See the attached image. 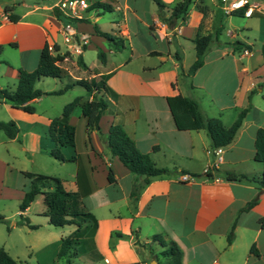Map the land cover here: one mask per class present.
Wrapping results in <instances>:
<instances>
[{
	"label": "crops",
	"instance_id": "0c3cea01",
	"mask_svg": "<svg viewBox=\"0 0 264 264\" xmlns=\"http://www.w3.org/2000/svg\"><path fill=\"white\" fill-rule=\"evenodd\" d=\"M98 1L111 5V9H92ZM163 1L172 7L178 0ZM201 1L193 0L185 23L164 28L156 25L162 20L151 0H92L84 18L72 23L77 33L75 42L66 41L65 22L54 13L56 0H36L32 8L25 2L22 13L9 3L2 5L1 10L8 5L20 19L0 24L1 87L16 88L19 69L35 70L49 44L53 54L67 58L59 65L68 73L69 82L104 77L110 88L99 130L88 133L80 106L71 114L69 124L76 129V145L61 148L66 161L50 155L56 145L48 128L66 104L79 96L93 99L97 93H84L73 86L62 94L43 95L30 102L34 113L0 103V122L12 120L19 128L14 139L4 131L5 136L0 135V147H5V153L0 151V201L15 207L10 215L0 209V216L4 221L15 218L13 228L18 227L24 237L39 231V243L54 245V254L42 264L58 262L62 240L75 227L65 235L68 230L59 231L49 223L47 214L55 193L48 188L42 189L23 212L37 227L19 222V206L30 185L23 172L58 177L67 190L84 193L97 225L88 229L86 238L91 242L71 258L70 264L74 259L76 264H166L168 257L152 239L154 235L178 245L182 264H264V192L245 210L258 193V183L228 181L217 174L219 179L207 178L205 170L214 159L207 131L180 130L168 103L171 96L189 97L197 102L204 118H220L226 127L247 109L234 140L223 147V163L218 170L256 176L263 173L264 165L256 160V135L264 129V0L250 1L257 5L251 16L239 12L225 15L220 0H204L205 14L199 8ZM101 12H114V16L102 22ZM216 20L219 23L214 31ZM95 24L121 38L122 47L116 48L96 33ZM199 32L219 33L218 40L210 44L203 66L184 76L196 60L194 40ZM237 40L251 45L252 50L245 53L235 49L232 43ZM55 45L58 52L53 49ZM100 51L105 61L99 58ZM47 78L40 79L36 88L53 92L68 83L61 78L48 82ZM233 82L235 89L226 90ZM112 124L122 125L138 148L150 153L156 165L166 170L152 178L136 197L134 187L144 176L131 172L112 154L105 140ZM14 143L19 145L17 151ZM183 171L199 176L183 183L179 181ZM3 205L7 207V203ZM137 238L147 246L138 244ZM7 251L28 264L19 252Z\"/></svg>",
	"mask_w": 264,
	"mask_h": 264
},
{
	"label": "trees",
	"instance_id": "16d2710c",
	"mask_svg": "<svg viewBox=\"0 0 264 264\" xmlns=\"http://www.w3.org/2000/svg\"><path fill=\"white\" fill-rule=\"evenodd\" d=\"M151 1L157 5L158 13L161 19L168 25L169 28L177 26L179 21H181L182 24L185 23L189 8L193 3V0H178L172 7H169L163 0ZM203 1L204 0L199 3V8L206 14L207 8L202 5ZM4 9L8 13L10 20L18 21L20 19V16L13 14L12 9L9 8L8 5H6ZM92 9L109 11L111 9V5L98 1L92 5ZM168 11L169 14H167ZM54 13L64 22L79 21L76 18L64 16L57 8H54ZM238 14L242 15L241 12ZM234 15L237 14L235 13ZM94 28L95 32L105 37L111 45L116 48L122 47L121 38L116 37L109 32L102 31L97 24L94 25ZM218 35L219 33L212 36L199 32L194 40L196 60L190 67L187 74H183L184 76L193 75L200 67L203 66L205 54L210 44L213 41L218 40ZM232 45L235 49L252 50L251 45H248L240 40L233 42ZM1 49L2 46L0 45V50ZM53 49L57 52L59 51L57 45H55ZM98 56L102 61H105V54L102 51L98 53ZM63 59L64 56L60 54H53L50 45L46 44L42 50L39 65L35 70L28 71L22 68L19 69V79L16 88L12 89L0 86V103H9L13 107L21 108L28 113L35 112V107L30 103L32 100L40 98L43 95L62 94L73 86H81L90 93H97L94 95L93 99L84 98L82 96L76 97L73 101L66 104L61 116L52 120L48 128V133L56 147L50 151V155L59 161H66L61 149L62 147H75L76 145V129L74 126L69 124V119L73 111L78 106L82 108V114L86 119L88 133L94 130H99L101 116L108 107V99L106 95L110 93V88L106 84V79L104 77L100 79L93 78L74 80L68 82L61 89L53 92H44L36 88V83L42 78L52 77L60 79L69 76L68 73L59 65ZM79 63L84 66L81 58L79 59ZM101 93L103 95L99 96L98 94ZM168 103L176 126L180 130H206L211 139L213 149L226 147L232 143L247 113V109H243L240 111L236 121L230 127H226L220 118H204L199 111L197 102L189 97L181 94L171 96L168 97ZM0 131H4L9 139H14L19 133V128L15 121H1ZM105 140L111 148L112 154L118 156L124 166H126L131 172L139 176H144L143 181L140 184H136L134 187V197L138 196L140 190L149 184L152 178L166 172L165 169L159 168L156 165L150 153L143 152L138 148L134 139L127 133L122 125L112 124L109 128L108 134L105 136ZM256 149V160L260 161L264 165L263 128H260L257 131ZM183 173L186 172L183 171ZM23 174L30 180V185L19 206V209L22 212L19 222L29 226L30 228H36L37 226L32 225L29 218L23 215V212L31 205L42 189H52L55 193V197L50 203V211L47 214L49 223L55 227H75V230L68 237L62 240L61 248L58 253L59 259L65 258L67 260V264H70L71 258L78 256L81 253L82 247H85L88 242V239L86 238L88 229H94L97 225L96 217L85 204L84 193L80 190H67L63 181L55 176L37 174L33 172H23ZM215 174L228 181H254L258 183V193L256 197L247 204L244 208L245 210L253 207L258 202L260 194L264 192V170L260 176H256L246 173H237L231 170L219 171L217 169L215 172L206 174V176L212 178ZM109 177L110 180H113L112 171ZM2 221H4V219L0 216V222ZM262 221L264 222V219ZM232 237L233 233L229 236L230 241L232 240ZM152 239L157 241L164 248L163 253L166 257H168V262L166 264H182V251L175 242H167L161 235H154ZM136 241L138 244L147 246L138 238ZM0 264L22 263L14 259L6 249L0 248Z\"/></svg>",
	"mask_w": 264,
	"mask_h": 264
},
{
	"label": "rangeland",
	"instance_id": "374dc122",
	"mask_svg": "<svg viewBox=\"0 0 264 264\" xmlns=\"http://www.w3.org/2000/svg\"><path fill=\"white\" fill-rule=\"evenodd\" d=\"M36 0H0V13L3 11L2 9V5L4 3H9L13 6L16 7V10L19 13H22V11L25 10V8L23 7V3L27 2L31 5V8L33 6V3ZM57 1V0H56ZM89 3L92 0H88ZM251 1V0H249ZM39 6H42L43 3L42 2H38ZM40 11L43 12V10L41 9ZM94 10H90V12H93ZM101 16H102V22L106 21L108 19H111L114 16V12L109 13V12H101ZM240 20L243 18H239ZM91 23H93V21L91 20ZM242 30V29H241ZM223 39L227 38L225 33L223 32V36H221ZM11 50V49H9ZM63 79L64 82H69V78L68 77H64L61 78ZM46 80H48V82H52L53 80H60L58 78H52V77H48ZM235 85L234 82L233 83H228L226 90H234L235 89ZM75 90H83L84 93H86V89L84 87L81 86H77L75 87ZM85 89V90H84ZM79 92V91H78ZM78 92H74V95H78ZM0 117H3V115L0 114ZM0 135L5 136L3 131H0ZM15 146V151H17L18 149V144L14 143ZM5 150V147H0V151H2L3 153ZM7 203V207H5L3 204ZM15 206V204H14ZM15 207H13V204L11 203L9 205V203L7 201H0V209L5 211L3 212V214H7L10 215L14 210ZM8 221H2L0 222V248H4L7 250V248H10L14 253L19 252L21 257H26L25 259L28 261V264H42L44 262L45 259H50V257L54 254L55 248L54 245H43V243H39V239H40V232L39 231H31L30 233L27 234V236H23L19 233V229L18 227H14V225L12 224L15 218H8ZM72 228H74V226H65V227H58L59 231L62 230H68V232H65V235L70 234L69 230H71ZM27 237V238H26ZM26 238V239H25ZM88 242H91L88 241ZM46 261V260H45ZM77 260L74 259V264H76ZM49 264H53L54 262H47ZM56 264H67V262L65 260L62 259H58V262Z\"/></svg>",
	"mask_w": 264,
	"mask_h": 264
},
{
	"label": "built area",
	"instance_id": "2783aa9c",
	"mask_svg": "<svg viewBox=\"0 0 264 264\" xmlns=\"http://www.w3.org/2000/svg\"><path fill=\"white\" fill-rule=\"evenodd\" d=\"M90 6L91 5L88 0H57L54 3L53 8H57L64 16L80 20L84 18V11H86ZM220 6L225 15H233L235 13L241 12L243 16H251L253 14L254 8L257 5L252 4L249 0H220ZM9 19V15L4 9L0 13V24L3 21ZM72 23L73 22L71 21H67L64 23V34L67 42L76 41L77 33ZM156 25L157 27L167 28V24L163 20L162 22H157ZM84 43H86V41H84ZM76 45L81 48L80 43H76ZM248 51V49H244L245 53H247ZM64 60H67V58L64 57L63 61ZM223 152V147H218L211 151L214 159L212 165L205 170V175L210 172H215L220 167V165L223 163ZM195 179L196 176L188 173L179 174V181L183 183L193 182ZM209 179L219 178L217 176H213Z\"/></svg>",
	"mask_w": 264,
	"mask_h": 264
},
{
	"label": "water",
	"instance_id": "95a60500",
	"mask_svg": "<svg viewBox=\"0 0 264 264\" xmlns=\"http://www.w3.org/2000/svg\"><path fill=\"white\" fill-rule=\"evenodd\" d=\"M219 23V20H216V22H215V24H214V26H213V30L214 31H217V24ZM175 172H177V171H175Z\"/></svg>",
	"mask_w": 264,
	"mask_h": 264
}]
</instances>
